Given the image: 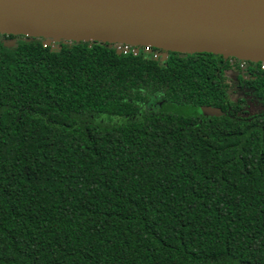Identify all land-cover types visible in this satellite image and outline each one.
Listing matches in <instances>:
<instances>
[{
    "label": "trees",
    "instance_id": "obj_1",
    "mask_svg": "<svg viewBox=\"0 0 264 264\" xmlns=\"http://www.w3.org/2000/svg\"><path fill=\"white\" fill-rule=\"evenodd\" d=\"M46 44L0 35V264H264L262 63Z\"/></svg>",
    "mask_w": 264,
    "mask_h": 264
},
{
    "label": "water",
    "instance_id": "obj_2",
    "mask_svg": "<svg viewBox=\"0 0 264 264\" xmlns=\"http://www.w3.org/2000/svg\"><path fill=\"white\" fill-rule=\"evenodd\" d=\"M0 35L264 63V0H0Z\"/></svg>",
    "mask_w": 264,
    "mask_h": 264
},
{
    "label": "built area",
    "instance_id": "obj_3",
    "mask_svg": "<svg viewBox=\"0 0 264 264\" xmlns=\"http://www.w3.org/2000/svg\"><path fill=\"white\" fill-rule=\"evenodd\" d=\"M116 48L119 52H124V53H130L133 52L134 54L139 53L140 47H133V46H128V45H116ZM145 52L152 53L155 58H158V53L153 51L152 48L150 47H142ZM153 51V52H152ZM262 69H264V63L262 64Z\"/></svg>",
    "mask_w": 264,
    "mask_h": 264
},
{
    "label": "rangeland",
    "instance_id": "obj_4",
    "mask_svg": "<svg viewBox=\"0 0 264 264\" xmlns=\"http://www.w3.org/2000/svg\"><path fill=\"white\" fill-rule=\"evenodd\" d=\"M15 42H16L15 40L10 41V44L13 45V44H15ZM60 43H52V44L55 46V49H57L60 47ZM227 74H228L229 78H235L236 77L235 72H233V71H229ZM236 93H238V91ZM249 106L254 109L255 108L254 106H256V105L252 101H250ZM254 112H255L254 110L251 111V113H254Z\"/></svg>",
    "mask_w": 264,
    "mask_h": 264
},
{
    "label": "flooded vegetation",
    "instance_id": "obj_5",
    "mask_svg": "<svg viewBox=\"0 0 264 264\" xmlns=\"http://www.w3.org/2000/svg\"><path fill=\"white\" fill-rule=\"evenodd\" d=\"M153 51H155V52H159V53H163V52H165V51H163V50H159V49H154ZM148 53V52H147ZM165 54V53H164ZM229 59H231V61H232V63H237V61H240V60H238V59H235V58H229ZM242 63H241V67L242 68H245L246 67V65H247V61H241ZM261 63V62H260ZM254 64H259V63H254ZM263 64V63H262ZM264 70V69H263ZM236 76V75H235ZM248 103H250V101L248 102Z\"/></svg>",
    "mask_w": 264,
    "mask_h": 264
}]
</instances>
